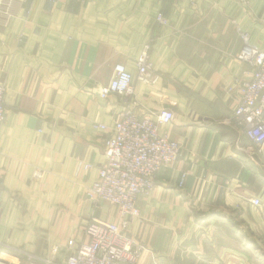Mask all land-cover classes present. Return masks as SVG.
I'll return each mask as SVG.
<instances>
[{"label":"crops","instance_id":"1","mask_svg":"<svg viewBox=\"0 0 264 264\" xmlns=\"http://www.w3.org/2000/svg\"><path fill=\"white\" fill-rule=\"evenodd\" d=\"M249 2L0 0V248L62 264L90 217L117 222L87 196L103 141L127 108L169 109L160 133L181 150L137 199L127 232L142 246L137 264H264V146L253 152L230 122L252 70L237 58L243 37L264 52V0ZM146 44L156 83L100 98L116 65L135 76Z\"/></svg>","mask_w":264,"mask_h":264},{"label":"built area","instance_id":"2","mask_svg":"<svg viewBox=\"0 0 264 264\" xmlns=\"http://www.w3.org/2000/svg\"><path fill=\"white\" fill-rule=\"evenodd\" d=\"M248 7L249 0H237ZM3 3H0L2 8ZM5 13V23L9 14ZM159 25H166L165 18L156 17ZM243 46L238 60L251 67L250 79L241 88L238 103L234 109L232 122L252 144L253 152L260 153L264 146V52L250 46L243 37ZM150 44H146L137 61L136 73L132 76L122 65H116L110 82L99 89L98 95L105 99L114 94L132 99L134 96L133 81L144 85H154L158 79L150 62ZM6 85L0 82V128L6 113L4 98ZM173 120L169 109L158 113H145L138 117L131 109H126L114 123L111 135L103 141L104 163L87 192L89 200L104 203L115 210L117 222L90 217L85 228L86 241L70 253L62 264H137L142 246L131 240L128 228L139 216L137 199L150 193L155 186L158 173L171 167L178 159L181 146L160 133L163 125ZM93 128L106 131V126L94 124ZM85 165L84 169H89ZM33 178L40 180L41 172H34ZM185 180L183 174L178 183L182 188ZM249 203L259 208L261 201L250 198ZM1 259V257H0ZM30 264L54 261L37 260L28 257ZM3 264H8L1 260Z\"/></svg>","mask_w":264,"mask_h":264},{"label":"rangeland","instance_id":"3","mask_svg":"<svg viewBox=\"0 0 264 264\" xmlns=\"http://www.w3.org/2000/svg\"><path fill=\"white\" fill-rule=\"evenodd\" d=\"M0 264H3L1 260H5L8 264H30V260H28L24 255L19 254L15 251L6 250L4 248H0ZM39 264H48L47 262H39Z\"/></svg>","mask_w":264,"mask_h":264}]
</instances>
